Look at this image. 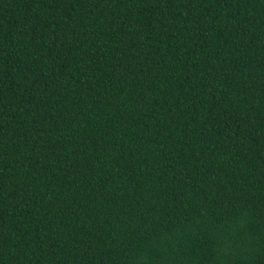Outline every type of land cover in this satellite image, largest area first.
<instances>
[{
  "label": "trees",
  "instance_id": "obj_1",
  "mask_svg": "<svg viewBox=\"0 0 264 264\" xmlns=\"http://www.w3.org/2000/svg\"><path fill=\"white\" fill-rule=\"evenodd\" d=\"M0 264H264V0H0Z\"/></svg>",
  "mask_w": 264,
  "mask_h": 264
}]
</instances>
